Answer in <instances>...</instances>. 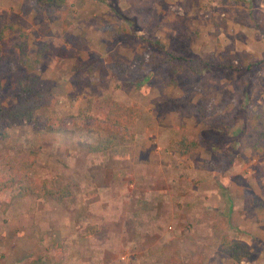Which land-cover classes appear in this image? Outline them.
Listing matches in <instances>:
<instances>
[{
	"label": "rangeland",
	"instance_id": "1",
	"mask_svg": "<svg viewBox=\"0 0 264 264\" xmlns=\"http://www.w3.org/2000/svg\"><path fill=\"white\" fill-rule=\"evenodd\" d=\"M20 45L28 56L48 46L39 88L54 100L36 127L0 137V160L33 150L32 178L72 191L61 202L0 193V264H236L218 252L224 235L250 246L239 264H264V154L250 150L252 122L233 127L264 116V0H0L7 107L27 74ZM169 54L210 69L175 72ZM111 64L129 70L116 78ZM89 99L138 104L134 141L89 153L95 135L75 118ZM181 137L196 151L172 152Z\"/></svg>",
	"mask_w": 264,
	"mask_h": 264
},
{
	"label": "trees",
	"instance_id": "2",
	"mask_svg": "<svg viewBox=\"0 0 264 264\" xmlns=\"http://www.w3.org/2000/svg\"><path fill=\"white\" fill-rule=\"evenodd\" d=\"M45 1L49 5L54 3V0ZM239 1L245 2L247 0ZM18 49L20 52L19 61L26 69L27 74L16 82L14 105L7 107L0 99V137H5L8 129L21 126L23 123L36 127L38 125V110L52 105L54 100L51 93L39 88L38 70L48 52V46H39L32 56L27 55L24 45H20ZM169 56V63H174L175 72L186 69L197 79L210 69L207 63H203L197 58L175 57L172 54H169ZM147 59L146 54L136 56V67L143 65L147 62ZM151 63L153 67L156 66V62L151 61ZM221 66L231 68L227 65ZM109 69L112 76L116 78L127 74L129 70L120 64H111ZM193 108L199 113L200 117L204 118L202 109ZM141 115L142 110L136 103L125 105L113 99L104 101L89 99L84 107L78 111L75 118L78 119L77 123L82 124L90 133L95 135V142L88 145V152L91 154H105L134 141L135 124ZM251 117L252 119L247 121L245 118L238 117L233 127L241 123L243 128L245 123L251 124L252 122L253 137L250 150L252 153L262 156L264 154V116L251 115ZM88 121L92 122L91 127H88ZM197 148V142L190 141L186 137H181L169 144V149L180 156L189 155ZM36 162L37 153L33 150L25 153L23 158L16 159L13 156L2 158L0 167L5 168V173L0 176V193L15 186L17 188V198L32 197L36 200L44 199L53 202L68 199L72 191L70 184L55 185L49 180L32 178L31 172ZM217 249L220 254L236 264L247 261L251 256L250 246L247 243L229 235L222 236ZM162 264H181V261L177 257H173Z\"/></svg>",
	"mask_w": 264,
	"mask_h": 264
}]
</instances>
